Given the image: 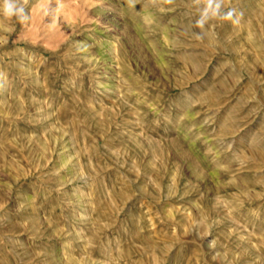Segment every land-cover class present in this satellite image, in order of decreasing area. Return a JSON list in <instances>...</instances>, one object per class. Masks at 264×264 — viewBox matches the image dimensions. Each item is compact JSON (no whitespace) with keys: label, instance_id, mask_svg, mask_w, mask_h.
Masks as SVG:
<instances>
[{"label":"rangeland","instance_id":"obj_1","mask_svg":"<svg viewBox=\"0 0 264 264\" xmlns=\"http://www.w3.org/2000/svg\"><path fill=\"white\" fill-rule=\"evenodd\" d=\"M21 3L0 264H264V0L203 30L191 0Z\"/></svg>","mask_w":264,"mask_h":264},{"label":"clouds","instance_id":"obj_2","mask_svg":"<svg viewBox=\"0 0 264 264\" xmlns=\"http://www.w3.org/2000/svg\"><path fill=\"white\" fill-rule=\"evenodd\" d=\"M131 3L132 0H129ZM157 3L158 0H152ZM165 3H172V0H163ZM191 3L197 6L198 16L194 22V27L203 30L212 20L231 21L238 24L242 13L235 8L225 10V0H191ZM0 17L8 20H15L20 24H25L29 20L28 13L21 3V0H0ZM197 38H201L196 34Z\"/></svg>","mask_w":264,"mask_h":264}]
</instances>
